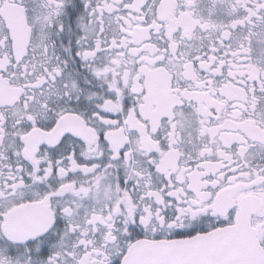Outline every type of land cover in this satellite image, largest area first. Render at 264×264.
Returning a JSON list of instances; mask_svg holds the SVG:
<instances>
[{"label": "snow or ice", "instance_id": "1", "mask_svg": "<svg viewBox=\"0 0 264 264\" xmlns=\"http://www.w3.org/2000/svg\"><path fill=\"white\" fill-rule=\"evenodd\" d=\"M0 264H264V0H0Z\"/></svg>", "mask_w": 264, "mask_h": 264}]
</instances>
